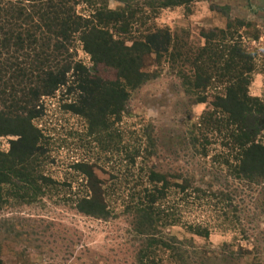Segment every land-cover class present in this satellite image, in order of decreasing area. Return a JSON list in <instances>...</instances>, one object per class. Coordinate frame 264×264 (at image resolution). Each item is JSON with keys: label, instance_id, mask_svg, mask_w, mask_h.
Here are the masks:
<instances>
[{"label": "rangeland", "instance_id": "obj_1", "mask_svg": "<svg viewBox=\"0 0 264 264\" xmlns=\"http://www.w3.org/2000/svg\"><path fill=\"white\" fill-rule=\"evenodd\" d=\"M78 1L77 12L85 17L99 9L133 14L130 33L114 32L128 46L168 30L173 47L168 55L146 58L145 72L152 79L131 93L113 128L121 135L120 149L96 139L85 119L66 110L75 97L65 89L43 100L44 115L35 121L46 152L41 174L55 184L30 200L17 193L15 184L4 186L0 264H147L140 252L153 238L172 249H151L156 264H179V253H186L188 264H264V180L236 179L219 163L226 154L222 137L201 131L202 117L223 85L196 92L182 79L193 74L192 59L206 45L203 34L231 25L235 41L255 58L249 95L264 103V0H193L169 8L161 7L164 0H134L129 7L117 0ZM77 53L92 67L79 45ZM101 73L107 80L116 77L113 71ZM203 96L206 101L200 103ZM13 139L0 137L1 153H8ZM259 140L264 144V132ZM122 148L132 156L139 152L135 165ZM78 163L90 164L103 184L107 217L76 208L89 185L75 170ZM151 172L168 177L170 206L175 214L182 210L181 223L142 226L140 194L150 187ZM176 184L190 189L183 194ZM186 225H201L209 238L191 234Z\"/></svg>", "mask_w": 264, "mask_h": 264}, {"label": "trees", "instance_id": "obj_2", "mask_svg": "<svg viewBox=\"0 0 264 264\" xmlns=\"http://www.w3.org/2000/svg\"><path fill=\"white\" fill-rule=\"evenodd\" d=\"M117 1L129 7L134 0ZM192 1L164 0L160 5L169 8ZM78 5V0H0V137L14 138L8 153L0 152V203L6 185L15 184L17 193L22 191L30 200L55 184L41 174L46 152L43 133L35 126L44 115L45 98L65 89L75 97L66 110L85 119L96 139L120 149L121 135L113 128L121 122L131 93L152 79L145 72L146 58L168 55L173 47L168 30H158L128 46L114 32L130 33L133 14L127 17L123 9H99L85 17L77 12ZM230 30L231 25L203 34L206 45L192 59L193 74H183L182 79L196 92L223 85L212 110L202 117L201 131L222 137L226 154L219 163L236 179L264 180V144L259 140L264 132V103L249 95L255 58L235 41ZM78 45L90 57L92 67L79 59ZM105 70L115 72V79L101 77ZM205 101L203 96L200 103ZM122 151L135 165L139 152L135 150L132 156L127 148ZM75 170L89 181L86 196L77 200L76 208L88 216L107 217V195L92 166L78 163ZM149 183L140 194L142 226L181 223L182 210L175 214L170 206L173 187L168 177L151 172ZM175 187L183 194L190 189L187 184ZM186 228L198 237L210 236L201 225ZM154 247L172 250L153 238L140 252L142 263L156 264L150 252ZM185 255L179 253L177 263L188 264Z\"/></svg>", "mask_w": 264, "mask_h": 264}]
</instances>
